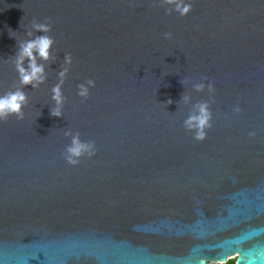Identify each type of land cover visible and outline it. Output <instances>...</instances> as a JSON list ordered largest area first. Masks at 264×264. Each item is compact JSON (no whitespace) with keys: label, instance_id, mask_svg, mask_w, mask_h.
<instances>
[{"label":"water","instance_id":"95a60500","mask_svg":"<svg viewBox=\"0 0 264 264\" xmlns=\"http://www.w3.org/2000/svg\"><path fill=\"white\" fill-rule=\"evenodd\" d=\"M185 2L0 0V95L32 23L54 40L23 119L0 120V264H264V0ZM67 130L94 154L70 164Z\"/></svg>","mask_w":264,"mask_h":264},{"label":"clouds","instance_id":"9594fccd","mask_svg":"<svg viewBox=\"0 0 264 264\" xmlns=\"http://www.w3.org/2000/svg\"><path fill=\"white\" fill-rule=\"evenodd\" d=\"M165 3L174 5V8H169L168 12L173 11L180 15H186L191 5L185 0H164ZM50 24L42 22H33L31 28L26 33V38L19 42L18 51L13 59V64L19 76V87L14 91H8L6 94L0 95V120L7 119L11 115H16L23 119L24 107L28 105L29 98L22 86L31 85L32 88H37L44 84L47 80V71L45 63L40 61H49L52 59L54 40L46 33L50 31ZM37 32L44 33L43 35H36ZM165 38L171 36V33H165ZM66 62L71 63V58L66 57ZM68 72V68H62L59 73L60 80L51 88V115L60 117L63 116V105L65 97L62 91L64 78ZM182 82V81H181ZM94 81L89 80L86 84H80L78 95L86 97L89 94V86H94ZM196 91H203L206 87L203 81L192 84ZM209 91L212 90V85L208 84ZM181 100L189 102L190 96H182ZM173 101L170 99V104ZM211 112L209 110L208 102H201L193 105V112L184 121L185 126L190 130L195 131V138L202 140L205 137V129L210 127ZM71 137V143L67 145L65 158L70 164L79 163V158L85 153L94 154V145L81 141L79 134H73L71 130L64 133Z\"/></svg>","mask_w":264,"mask_h":264},{"label":"rangeland","instance_id":"374dc122","mask_svg":"<svg viewBox=\"0 0 264 264\" xmlns=\"http://www.w3.org/2000/svg\"><path fill=\"white\" fill-rule=\"evenodd\" d=\"M235 261H236V257L229 259L228 260L229 263L227 262V263H224V264H232V263L234 264Z\"/></svg>","mask_w":264,"mask_h":264},{"label":"bare ground","instance_id":"6f19581e","mask_svg":"<svg viewBox=\"0 0 264 264\" xmlns=\"http://www.w3.org/2000/svg\"><path fill=\"white\" fill-rule=\"evenodd\" d=\"M234 257H235V256H233V257H231V258H234ZM231 258H230V259H231ZM215 263H218V262H215Z\"/></svg>","mask_w":264,"mask_h":264},{"label":"trees","instance_id":"16d2710c","mask_svg":"<svg viewBox=\"0 0 264 264\" xmlns=\"http://www.w3.org/2000/svg\"><path fill=\"white\" fill-rule=\"evenodd\" d=\"M229 263V262H228ZM233 264V263H232Z\"/></svg>","mask_w":264,"mask_h":264}]
</instances>
